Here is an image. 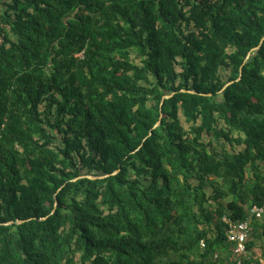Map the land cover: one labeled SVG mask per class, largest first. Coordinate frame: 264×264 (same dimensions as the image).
Here are the masks:
<instances>
[{
    "label": "trees",
    "instance_id": "obj_1",
    "mask_svg": "<svg viewBox=\"0 0 264 264\" xmlns=\"http://www.w3.org/2000/svg\"><path fill=\"white\" fill-rule=\"evenodd\" d=\"M263 36L264 0H0V264H261L223 218L264 204Z\"/></svg>",
    "mask_w": 264,
    "mask_h": 264
},
{
    "label": "built area",
    "instance_id": "obj_2",
    "mask_svg": "<svg viewBox=\"0 0 264 264\" xmlns=\"http://www.w3.org/2000/svg\"><path fill=\"white\" fill-rule=\"evenodd\" d=\"M264 214L263 205H253L249 209L248 220L233 222L224 217L223 221L227 224L226 237L229 242L233 244V252L239 257L246 253L245 242L249 234V222L252 217L260 218ZM201 247H204V242H201ZM216 257V254H215ZM241 257L237 259L236 264H241Z\"/></svg>",
    "mask_w": 264,
    "mask_h": 264
},
{
    "label": "water",
    "instance_id": "obj_3",
    "mask_svg": "<svg viewBox=\"0 0 264 264\" xmlns=\"http://www.w3.org/2000/svg\"><path fill=\"white\" fill-rule=\"evenodd\" d=\"M263 40H264V36L260 39L258 45L255 46V47H253V48L251 49V51H255V50H257V49L260 47V45H261V43L263 42ZM251 51H250V52H251ZM250 52H248V54H247V56H246L244 62H245V61L247 60V58L249 57ZM244 62H243V63H244ZM241 72H242V71H241V67H240V69H239V76L241 75ZM231 83H232V81L227 82V83L224 85V87H223L222 89H224L226 86H228V85L231 84ZM165 97H168V96H164V97L162 98V100H161V102H160V105L162 104L163 99H164ZM161 118H162V113H161V109H160V115H159V118H158L157 122L155 123L154 127H156V126L160 123ZM149 134H150V132H149ZM88 177H90V178H94L93 176H88ZM55 205H56V202H55ZM8 223H10V222H8Z\"/></svg>",
    "mask_w": 264,
    "mask_h": 264
},
{
    "label": "crops",
    "instance_id": "obj_4",
    "mask_svg": "<svg viewBox=\"0 0 264 264\" xmlns=\"http://www.w3.org/2000/svg\"><path fill=\"white\" fill-rule=\"evenodd\" d=\"M260 244L263 245V242H262V243H261V242H257V243H256V248H254V251H256L257 254H260V252H259V246H260ZM255 257H256V256H255ZM259 261H260L261 264H264V260L259 259Z\"/></svg>",
    "mask_w": 264,
    "mask_h": 264
},
{
    "label": "rangeland",
    "instance_id": "obj_5",
    "mask_svg": "<svg viewBox=\"0 0 264 264\" xmlns=\"http://www.w3.org/2000/svg\"><path fill=\"white\" fill-rule=\"evenodd\" d=\"M260 220H264V214L260 217Z\"/></svg>",
    "mask_w": 264,
    "mask_h": 264
}]
</instances>
